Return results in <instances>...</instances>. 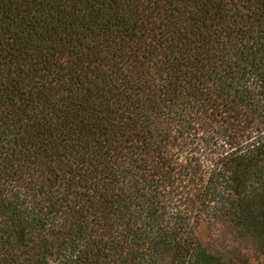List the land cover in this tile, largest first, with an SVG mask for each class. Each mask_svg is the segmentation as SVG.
<instances>
[{
	"label": "trees",
	"instance_id": "obj_1",
	"mask_svg": "<svg viewBox=\"0 0 264 264\" xmlns=\"http://www.w3.org/2000/svg\"><path fill=\"white\" fill-rule=\"evenodd\" d=\"M201 229L264 248V0H0V264H245Z\"/></svg>",
	"mask_w": 264,
	"mask_h": 264
},
{
	"label": "rangeland",
	"instance_id": "obj_2",
	"mask_svg": "<svg viewBox=\"0 0 264 264\" xmlns=\"http://www.w3.org/2000/svg\"><path fill=\"white\" fill-rule=\"evenodd\" d=\"M199 233L203 242L210 241V244L216 249L224 252H230L236 249L231 256L237 262L245 260V264H264V248L262 251H259L257 245L249 239L239 236L233 237L232 235L227 236L226 231L214 230L213 232H205L204 229H201ZM220 234L223 235L220 236Z\"/></svg>",
	"mask_w": 264,
	"mask_h": 264
}]
</instances>
